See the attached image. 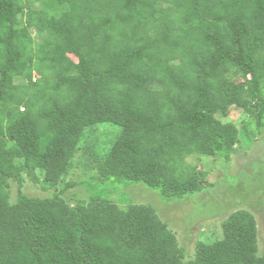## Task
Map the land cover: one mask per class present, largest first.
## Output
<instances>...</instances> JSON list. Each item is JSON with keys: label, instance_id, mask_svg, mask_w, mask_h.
I'll use <instances>...</instances> for the list:
<instances>
[{"label": "trees", "instance_id": "1", "mask_svg": "<svg viewBox=\"0 0 264 264\" xmlns=\"http://www.w3.org/2000/svg\"><path fill=\"white\" fill-rule=\"evenodd\" d=\"M99 125L117 128L108 150L75 164ZM256 138L264 0H0V264H264L249 210L185 260L157 208L127 190L197 198L215 185L191 157L233 188L227 165ZM74 167L83 178L66 180Z\"/></svg>", "mask_w": 264, "mask_h": 264}, {"label": "rangeland", "instance_id": "2", "mask_svg": "<svg viewBox=\"0 0 264 264\" xmlns=\"http://www.w3.org/2000/svg\"><path fill=\"white\" fill-rule=\"evenodd\" d=\"M240 113L238 109L230 108L228 120L239 124L243 117ZM116 131L117 128L112 125H99L86 129L79 144L75 164L82 166L88 153L104 154L115 138ZM239 147L227 165L228 175L238 178L233 188L224 180L225 173L220 165L215 169L209 159L191 157L188 159L189 163L196 171H202L206 180L215 185L197 198L193 200L189 198L182 204L170 205L152 193L154 191L147 192L149 190L143 186L137 185L133 189H127L136 203L149 201L157 208L160 218L175 234L178 244L185 249V260L193 258L197 241L210 242L221 238L222 221L234 211L242 209H247L255 215L259 251L264 252V146L262 141L256 138L250 145L242 144ZM83 171L82 167H74L66 180L78 181L83 178ZM12 188V198H14L16 192L15 188ZM23 190L32 196L44 195L37 186L29 182H26ZM76 190L66 191L65 198L77 193ZM77 194L78 199L83 197L81 193ZM201 207H204V210L200 211Z\"/></svg>", "mask_w": 264, "mask_h": 264}]
</instances>
